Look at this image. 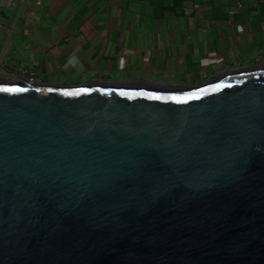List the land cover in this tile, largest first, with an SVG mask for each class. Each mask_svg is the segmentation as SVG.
<instances>
[{
    "label": "water",
    "instance_id": "95a60500",
    "mask_svg": "<svg viewBox=\"0 0 264 264\" xmlns=\"http://www.w3.org/2000/svg\"><path fill=\"white\" fill-rule=\"evenodd\" d=\"M0 264H264V65L190 86L0 71Z\"/></svg>",
    "mask_w": 264,
    "mask_h": 264
},
{
    "label": "crops",
    "instance_id": "0c3cea01",
    "mask_svg": "<svg viewBox=\"0 0 264 264\" xmlns=\"http://www.w3.org/2000/svg\"><path fill=\"white\" fill-rule=\"evenodd\" d=\"M2 3L0 71L34 82L187 86L264 65V0Z\"/></svg>",
    "mask_w": 264,
    "mask_h": 264
},
{
    "label": "rangeland",
    "instance_id": "374dc122",
    "mask_svg": "<svg viewBox=\"0 0 264 264\" xmlns=\"http://www.w3.org/2000/svg\"><path fill=\"white\" fill-rule=\"evenodd\" d=\"M3 7V3L2 4H0V8H2ZM13 9H11L12 11H14V10H17V7H18V4L17 3H14L13 4ZM251 66V65H250ZM249 66V67H250ZM211 76H208V77H206V78H204V79H201L200 81H198V82H195V83H191V84H187V86H190V85H194V84H198V83H201V82H204V81H206L207 79H209ZM66 83V82H65ZM67 84H69V83H67ZM85 84H87V83H85ZM85 84H81V85H85ZM69 85H72V84H69ZM81 85H79V86H81ZM176 86H180V85H176Z\"/></svg>",
    "mask_w": 264,
    "mask_h": 264
},
{
    "label": "built area",
    "instance_id": "2783aa9c",
    "mask_svg": "<svg viewBox=\"0 0 264 264\" xmlns=\"http://www.w3.org/2000/svg\"><path fill=\"white\" fill-rule=\"evenodd\" d=\"M234 6L236 9H240L242 7V0H234ZM230 12H233V10H231ZM29 81L33 82L34 80L32 77H30Z\"/></svg>",
    "mask_w": 264,
    "mask_h": 264
},
{
    "label": "snow or ice",
    "instance_id": "6c2138e0",
    "mask_svg": "<svg viewBox=\"0 0 264 264\" xmlns=\"http://www.w3.org/2000/svg\"><path fill=\"white\" fill-rule=\"evenodd\" d=\"M4 91H11L10 89H4Z\"/></svg>",
    "mask_w": 264,
    "mask_h": 264
}]
</instances>
